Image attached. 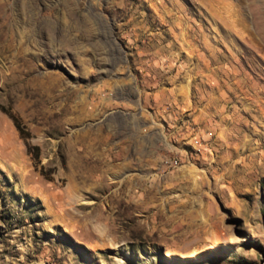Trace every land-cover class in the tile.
Instances as JSON below:
<instances>
[{"label":"rangeland","instance_id":"rangeland-1","mask_svg":"<svg viewBox=\"0 0 264 264\" xmlns=\"http://www.w3.org/2000/svg\"><path fill=\"white\" fill-rule=\"evenodd\" d=\"M0 264H264V0H0Z\"/></svg>","mask_w":264,"mask_h":264},{"label":"trees","instance_id":"trees-1","mask_svg":"<svg viewBox=\"0 0 264 264\" xmlns=\"http://www.w3.org/2000/svg\"><path fill=\"white\" fill-rule=\"evenodd\" d=\"M1 111L7 115V117L12 121L15 129L17 130L19 136L24 139L27 140L30 136L28 130L26 129V127L22 124L20 118L16 115H14L13 113H11L8 109L5 108H1ZM26 149L28 152L33 153V157L35 160L38 159L39 157V150L37 146H30L27 142H26Z\"/></svg>","mask_w":264,"mask_h":264}]
</instances>
